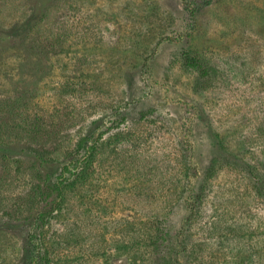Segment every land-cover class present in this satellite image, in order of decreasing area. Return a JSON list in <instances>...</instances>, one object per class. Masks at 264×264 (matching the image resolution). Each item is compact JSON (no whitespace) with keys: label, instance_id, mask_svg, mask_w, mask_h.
Wrapping results in <instances>:
<instances>
[{"label":"rangeland","instance_id":"rangeland-1","mask_svg":"<svg viewBox=\"0 0 264 264\" xmlns=\"http://www.w3.org/2000/svg\"><path fill=\"white\" fill-rule=\"evenodd\" d=\"M248 163L264 0H0V264H264Z\"/></svg>","mask_w":264,"mask_h":264},{"label":"trees","instance_id":"trees-1","mask_svg":"<svg viewBox=\"0 0 264 264\" xmlns=\"http://www.w3.org/2000/svg\"><path fill=\"white\" fill-rule=\"evenodd\" d=\"M188 9L190 10L191 13L194 14L193 10L190 8L188 5ZM184 58L185 62L188 66L191 67H200L205 70L204 64L202 63V59L196 56H193L190 52H184ZM246 175L249 178V181L255 186L258 192L264 194V173H262L258 166H256L253 163H248L247 168L245 169Z\"/></svg>","mask_w":264,"mask_h":264}]
</instances>
